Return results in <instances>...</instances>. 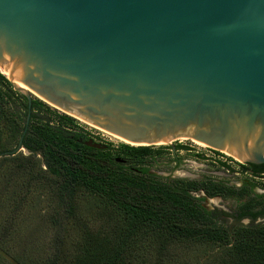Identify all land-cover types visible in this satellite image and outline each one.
I'll use <instances>...</instances> for the list:
<instances>
[{
	"label": "water",
	"instance_id": "obj_1",
	"mask_svg": "<svg viewBox=\"0 0 264 264\" xmlns=\"http://www.w3.org/2000/svg\"><path fill=\"white\" fill-rule=\"evenodd\" d=\"M0 68L27 121L34 93L132 146L264 163V0H0Z\"/></svg>",
	"mask_w": 264,
	"mask_h": 264
},
{
	"label": "trees",
	"instance_id": "obj_2",
	"mask_svg": "<svg viewBox=\"0 0 264 264\" xmlns=\"http://www.w3.org/2000/svg\"><path fill=\"white\" fill-rule=\"evenodd\" d=\"M43 108L33 99L27 121V99L0 73V264H175L170 252L190 241L221 249L210 264L264 263V226L238 227L231 234L189 194L202 189L208 197L240 199L252 192L250 187L185 179H174L178 188L172 187L143 167L161 150L129 144L112 150L88 147L79 141L86 136L71 129V116L57 114L53 123L42 116ZM20 137L31 153L7 155L8 145L16 147ZM245 164L264 171V163ZM34 193L44 202L36 218L48 224L51 235L29 243L16 225ZM87 197L94 202L84 215L81 199ZM249 203L238 207L237 217L264 212L257 197ZM258 205L261 210L252 213Z\"/></svg>",
	"mask_w": 264,
	"mask_h": 264
},
{
	"label": "rangeland",
	"instance_id": "obj_3",
	"mask_svg": "<svg viewBox=\"0 0 264 264\" xmlns=\"http://www.w3.org/2000/svg\"><path fill=\"white\" fill-rule=\"evenodd\" d=\"M33 99L42 102L44 106L41 112L42 116L51 117V119H53L56 118L55 115L57 114H65L61 110L41 100L34 93H32V100ZM72 118L74 119V127L71 128L73 131L85 132L88 135L94 136L97 140L110 144L111 149H117L121 144H126L104 130L94 127L80 119ZM52 122L56 123V120L53 119ZM177 145H184L187 149H176ZM8 147L13 149L15 148V144L12 143L8 145ZM151 147L153 150L158 149L161 151L159 154H154V156H152L143 167H146L149 174L156 175L161 181H169V179L172 178L203 179L205 177H212L216 180H223L225 182L239 185L244 177L241 173L234 174V171H236L238 167V163H240L237 159L224 152H215V150H211L207 146L194 142L191 139L181 138L170 143L151 145ZM173 148H175V150H173ZM20 153L24 155L28 154L26 149H20L17 154ZM35 157L39 159L40 155H36ZM175 159L180 160L177 165ZM223 161H225V164L228 163V167H231L229 169L232 170L222 166L221 162ZM246 178L258 183L261 182L250 176ZM257 191L262 192L263 190L258 188ZM41 199L42 198L34 193V195L30 196L26 205L19 213L20 220L17 224L18 226L16 225V229L22 230L21 237L29 243H34L39 239L42 240L44 238L49 240L51 235V230L48 224L44 223L41 225L36 218V216L42 215L44 212V209L42 208L44 202L41 201ZM93 202L94 200L90 197L81 199L84 215L89 214L90 209L88 207H91ZM239 203L240 199L237 197H229L225 199L214 197L206 198L203 201V204L209 209H214L216 211L221 210L229 213L227 217H218V219H216L217 223L219 222L226 226L235 224L231 213L235 211ZM5 248H7V244ZM220 251V248L207 242H184L183 244L180 243L179 245H176V247L172 249L170 252V262L175 264H210L215 255L219 254Z\"/></svg>",
	"mask_w": 264,
	"mask_h": 264
},
{
	"label": "flooded vegetation",
	"instance_id": "obj_4",
	"mask_svg": "<svg viewBox=\"0 0 264 264\" xmlns=\"http://www.w3.org/2000/svg\"><path fill=\"white\" fill-rule=\"evenodd\" d=\"M27 124V123H26ZM85 136H86V139H83V138H80L79 139V141H81L82 143H83V141L84 140H87V139H93L95 142H99V143H102V144H105L107 147H106V149L107 148H110L111 149V145L110 144H107V143H104V142H102V141H100V140H97V138L96 137H94V136H91V135H88V134H86L85 132H82ZM84 144V143H83ZM22 146V145H21ZM89 147V146H88ZM93 148V147H92ZM26 149V148H25ZM13 150V149H12ZM12 150H10V151H12ZM112 150V149H111ZM173 150H175V148H173ZM212 150V149H211ZM10 151H7V155H8V153H10L11 155H13V154H17L18 153V151H15V152H10ZM26 151L28 152V154H30L31 152L30 151H28L27 149H26ZM175 152V151H174ZM27 154V155H28ZM36 155H39V154H36ZM175 155V154H174ZM174 157H176V156H174ZM147 159L149 160V159H151V157H147ZM179 161L180 160H178V159H175V162H176V165H177V163H179ZM241 164H243V163H241ZM263 164V163H262ZM243 165H245V166H242V167H240V165H238V167H237V169H236V171H234V174H239V173H241L242 175H244V177H243V179H242V182L239 184V185H235V184H233V183H229V182H225V181H223V180H216V179H214V178H210V177H205V178H203V179H185V180H196V181H199V180H211V181H214V182H222V183H224V184H226V185H228V186H231V187H235V188H237V189H241V188H243V187H246V186H248V187H250L251 188V193L250 194H245L243 197H241L240 198V203L237 205V207H236V209H235V211H233V213H231V216L233 217V219H234V222H235V224L234 225H231V226H226V225H223V224H221V223H217L216 222V219H218V217H227V215L229 214V213H227V212H225V211H221V210H219V211H216V210H214V209H209L208 207H206V205H204L203 204V201L206 199V198H214V197H219V198H222V199H225L224 197H222V196H212V197H208L206 194H205V192L202 190V189H200V190H195V191H189V194L192 196V197H194V198H196V199H198V201L200 202V204H201V206L202 207H204L207 211H210V212H212V220H213V222H216L217 224H221V225H223L224 227H226L227 229H228V231L232 234V232L234 231V229H236V228H238V227H240V228H243V229H253L254 227H260V226H264V212L263 213H258L257 215H255V216H253V215H251V213H249V214H245V215H242L241 217H237V211H238V207L239 206H242V205H250L251 203H249L250 202V200H251V198H253V197H257V200L258 201H261L263 204H264V171H254V169H252L251 168V166L250 165H248V164H243ZM146 168V167H145ZM262 168V167H261ZM260 168V169H261ZM147 169V168H146ZM246 169V170H245ZM233 170H234V168H233ZM247 171H249V173H247ZM147 172H148V170H147ZM254 172V173H253ZM251 173H253V174H256V175H259V176H257V177H254L253 176V174H251ZM247 176H250V177H252V178H255L256 180H260L261 182L260 183H258V182H255V181H252L251 179H248V178H246ZM174 179H177V178H172V179H169V181H164V182H167V183H169L172 187H177L176 185H174V184H172V181L174 180ZM255 183V184H254ZM259 184H261V185H259ZM263 184V185H262ZM178 188V187H177ZM260 189L261 188V190H263L262 192H258L257 191V189ZM198 194H200V195H198ZM239 199V198H238ZM261 208H262V205H258V206H256L255 208H252L251 209V212L252 213H254V212H256V211H260L261 210ZM215 213V214H214ZM219 215H221V216H219ZM234 241V239L233 238H231V243Z\"/></svg>",
	"mask_w": 264,
	"mask_h": 264
},
{
	"label": "bare ground",
	"instance_id": "obj_5",
	"mask_svg": "<svg viewBox=\"0 0 264 264\" xmlns=\"http://www.w3.org/2000/svg\"><path fill=\"white\" fill-rule=\"evenodd\" d=\"M0 70L4 73V71L0 68ZM5 74V73H4ZM11 80V79H10ZM12 81V80H11ZM12 83L13 84H15L13 81H12ZM16 85V84H15ZM107 133H109V132H107ZM109 134H111V133H109ZM111 135H114V134H111ZM115 137H117L118 139H120L121 141H123V143H126L123 139H121L120 137H118V136H116V135H114ZM185 139V138H184ZM194 142H197V143H199V144H202V145H204L203 143H201V142H198V141H195V140H193ZM206 146V145H205Z\"/></svg>",
	"mask_w": 264,
	"mask_h": 264
},
{
	"label": "built area",
	"instance_id": "obj_6",
	"mask_svg": "<svg viewBox=\"0 0 264 264\" xmlns=\"http://www.w3.org/2000/svg\"><path fill=\"white\" fill-rule=\"evenodd\" d=\"M217 152H219V151H217ZM221 163H222V166H225L226 168L229 166L228 163H226L227 165L225 164V161H223Z\"/></svg>",
	"mask_w": 264,
	"mask_h": 264
}]
</instances>
